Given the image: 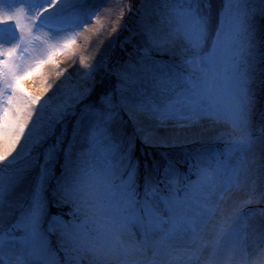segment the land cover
I'll return each mask as SVG.
<instances>
[{"label":"snow or ice","instance_id":"snow-or-ice-1","mask_svg":"<svg viewBox=\"0 0 264 264\" xmlns=\"http://www.w3.org/2000/svg\"><path fill=\"white\" fill-rule=\"evenodd\" d=\"M100 11L0 0V264H264V0H159L144 53L178 64L101 60L32 97L24 82ZM201 120L223 151L141 172L138 139Z\"/></svg>","mask_w":264,"mask_h":264},{"label":"rangeland","instance_id":"rangeland-1","mask_svg":"<svg viewBox=\"0 0 264 264\" xmlns=\"http://www.w3.org/2000/svg\"><path fill=\"white\" fill-rule=\"evenodd\" d=\"M123 13L118 26V31L110 43L104 45L102 54L106 63L112 64L125 63L132 61L139 62L143 65L146 63L158 64H178L179 57H172L163 53L155 51L149 52L145 56L144 48L145 41L141 31L143 22H148L151 17V11L154 0H122ZM213 6L218 7L222 0H212ZM251 5L256 7L260 6V0H249ZM112 11V10H111ZM111 11L109 13H111ZM129 17V18H128ZM128 18V21L126 22ZM26 23V21H22ZM256 27L258 39L264 37V16L257 15ZM67 53H71L75 47L69 48ZM260 51L264 52V44L260 46ZM114 53H116L114 55ZM114 55V56H113ZM259 56V53H258ZM103 73L98 74L102 75ZM258 76L264 79V63H258ZM82 83L83 81L80 80ZM257 104L255 108V115L253 117L254 124L257 128L264 126V84H261L257 89ZM208 124L213 126L214 129L203 134L195 133L193 137L184 140L174 139L170 141H163L153 139L152 142H144L138 139L135 142L134 156L141 162V172H143V164L145 162L159 161L161 165L167 163L168 160L176 162L177 167L182 173H187L188 162L192 157L200 153L211 154L221 152L224 149V144L216 139L217 129L220 125L214 126L206 120ZM153 135V134H152ZM200 135V136H199ZM264 180V174L260 177ZM256 209L262 205L253 206ZM68 209L63 208L59 211L66 212ZM219 219V218H218ZM87 264V260L83 262Z\"/></svg>","mask_w":264,"mask_h":264},{"label":"bare ground","instance_id":"bare-ground-1","mask_svg":"<svg viewBox=\"0 0 264 264\" xmlns=\"http://www.w3.org/2000/svg\"><path fill=\"white\" fill-rule=\"evenodd\" d=\"M158 3L159 0H154L151 14ZM86 4L89 8L102 6V11L75 34H66L67 38L62 40L56 48V54L52 57L51 62L45 63L38 74L24 82V87L32 97L51 95L55 86L69 75L72 81L80 82L81 73L87 71V66L97 64L103 59L102 49L104 45L110 43L118 31L123 13V1L86 0ZM110 11L111 13H109ZM152 20L154 21V17ZM73 40L74 43L71 42ZM65 43L68 44V47H64ZM71 46L75 49L71 53H67ZM145 66L151 68L155 64L146 63ZM212 129H214L213 126L208 124L206 120L184 126L169 123L165 126L155 127L152 130V137L163 141H170L173 138L184 140L186 138L191 139L192 135L197 132L201 135Z\"/></svg>","mask_w":264,"mask_h":264},{"label":"trees","instance_id":"trees-1","mask_svg":"<svg viewBox=\"0 0 264 264\" xmlns=\"http://www.w3.org/2000/svg\"><path fill=\"white\" fill-rule=\"evenodd\" d=\"M128 18H129V17H128ZM128 18H127L126 22L128 21ZM115 54H116V53H114V55H115ZM114 55H113V56H114ZM115 56H116V55H115Z\"/></svg>","mask_w":264,"mask_h":264}]
</instances>
